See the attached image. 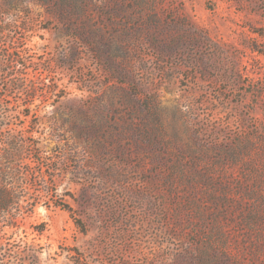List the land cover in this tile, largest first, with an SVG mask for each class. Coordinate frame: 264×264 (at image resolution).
I'll return each instance as SVG.
<instances>
[{"label": "rangeland", "instance_id": "1", "mask_svg": "<svg viewBox=\"0 0 264 264\" xmlns=\"http://www.w3.org/2000/svg\"><path fill=\"white\" fill-rule=\"evenodd\" d=\"M0 264H264V0H0Z\"/></svg>", "mask_w": 264, "mask_h": 264}]
</instances>
